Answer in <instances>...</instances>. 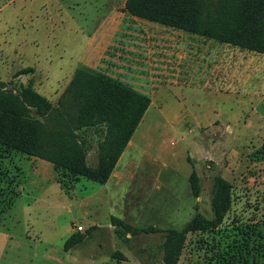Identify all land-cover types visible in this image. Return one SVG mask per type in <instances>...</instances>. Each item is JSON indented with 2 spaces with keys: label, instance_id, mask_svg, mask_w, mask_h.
<instances>
[{
  "label": "rangeland",
  "instance_id": "rangeland-1",
  "mask_svg": "<svg viewBox=\"0 0 264 264\" xmlns=\"http://www.w3.org/2000/svg\"><path fill=\"white\" fill-rule=\"evenodd\" d=\"M124 7L125 0H0V87L18 91L30 82L56 104L74 71L85 67L148 95L106 184L101 224L117 216L134 228L182 229L196 213L212 216V189L221 177L235 191L230 215L260 231L252 235L250 259L264 264V55L138 18ZM98 130L78 132L92 167L103 138ZM14 155L10 168H21L20 185L0 229L28 231V238L18 248L1 239L0 264H55L72 227L87 224L76 200L101 184L81 177L65 195L53 169L33 177L26 156ZM193 171L198 197L189 182ZM226 221L224 235L188 233L177 264H219L223 244L242 239L228 236L239 222ZM112 233L93 232L80 249L104 264L109 255V264L116 263L121 250L119 264H162L163 232L118 238L113 227Z\"/></svg>",
  "mask_w": 264,
  "mask_h": 264
},
{
  "label": "trees",
  "instance_id": "trees-1",
  "mask_svg": "<svg viewBox=\"0 0 264 264\" xmlns=\"http://www.w3.org/2000/svg\"><path fill=\"white\" fill-rule=\"evenodd\" d=\"M124 9L165 27L264 55V0H125ZM149 104L148 95L85 67L74 71L56 104L37 92L30 82L18 91L0 87V216L10 208L12 195L17 194L21 168H10L14 154L49 161L66 195L71 194L81 177L104 183ZM90 127H97L103 134L94 167L86 163L85 141L78 133ZM189 182L192 194L198 197L200 188L194 171ZM234 194L233 185L217 177L212 189V216L196 213L182 229L134 228L117 216H112L111 222L118 238L142 231L163 232L162 264H177L188 233L221 235L227 226L224 223L231 219L239 225L228 236L241 234L242 239L224 243L215 259L219 264H258L250 259V244L252 235L260 231L256 225L235 217V213L230 215ZM92 229L73 232L64 241V250L81 243ZM119 255L115 264L125 260L122 253Z\"/></svg>",
  "mask_w": 264,
  "mask_h": 264
},
{
  "label": "crops",
  "instance_id": "crops-1",
  "mask_svg": "<svg viewBox=\"0 0 264 264\" xmlns=\"http://www.w3.org/2000/svg\"><path fill=\"white\" fill-rule=\"evenodd\" d=\"M167 30H171V29H167ZM216 47H219V45L216 44ZM61 93H57L58 97L60 96ZM123 152L120 155L119 159L117 160L114 169L116 168L118 162L121 160V156L123 155ZM94 154H95L94 151H90L88 158L90 156H93ZM26 158L28 159L30 163H32L31 169L33 172V177L43 176L46 173H48L50 169L51 170L53 169L52 164L47 160L34 157V156H31V157L26 156ZM113 177H114V173L112 172L110 177L107 179V181H105L104 183H100L101 184L100 188L95 189L92 192L82 196L79 200H76L77 206L78 207L80 206L83 208V216L81 219L87 223L86 226H84L83 222L77 223V225H81L83 227V231H80L81 233H84L87 229L91 227H93V229L91 230V233L97 232L98 234H102V236H106V234H108V232L110 231L111 233L113 232L114 225L112 224V222H110V219H109V223L107 224V226H104L103 224H101L102 222L100 221V218H106V184L110 180H112ZM31 182L32 184L36 183L34 178L33 180H31ZM19 185L20 184H18L17 186L18 189H19ZM26 205L29 207V204H26ZM101 228H104L105 231L101 230ZM71 232L72 233L75 232L74 227H72ZM0 234L2 235V237H0V240L1 239L4 240L7 244H11V246H13L14 248H18L22 244V240L25 238H28V231H23V232L15 234L9 231L3 233L1 232V229H0ZM90 235H88V237ZM112 236H114L113 233L112 235H110V239L113 240L114 245H117L118 239L115 236L112 238ZM82 242L83 244L86 243V238ZM63 244L59 246L62 249L57 251L58 254L53 259L55 261V264H104V262H100L97 259V255H94L91 252H85L83 249H80L81 246L79 244L73 246L72 248L68 250H64ZM121 251L122 253H124V250H121ZM101 252H103V249L101 250V248H99V250L96 253L100 255ZM91 255H93L92 258H91ZM107 258L111 262L110 255L107 256ZM109 261L107 262V264H109Z\"/></svg>",
  "mask_w": 264,
  "mask_h": 264
},
{
  "label": "built area",
  "instance_id": "built-area-1",
  "mask_svg": "<svg viewBox=\"0 0 264 264\" xmlns=\"http://www.w3.org/2000/svg\"><path fill=\"white\" fill-rule=\"evenodd\" d=\"M74 229L76 230V231H83V227L81 226V225H77V226H75L74 227Z\"/></svg>",
  "mask_w": 264,
  "mask_h": 264
}]
</instances>
